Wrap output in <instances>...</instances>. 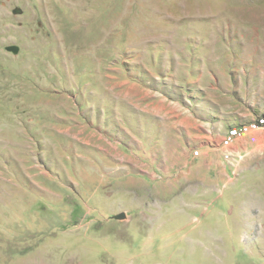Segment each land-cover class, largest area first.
I'll return each instance as SVG.
<instances>
[{
  "label": "rangeland",
  "instance_id": "rangeland-1",
  "mask_svg": "<svg viewBox=\"0 0 264 264\" xmlns=\"http://www.w3.org/2000/svg\"><path fill=\"white\" fill-rule=\"evenodd\" d=\"M260 116L264 0H0V264H264Z\"/></svg>",
  "mask_w": 264,
  "mask_h": 264
},
{
  "label": "built area",
  "instance_id": "built-area-1",
  "mask_svg": "<svg viewBox=\"0 0 264 264\" xmlns=\"http://www.w3.org/2000/svg\"><path fill=\"white\" fill-rule=\"evenodd\" d=\"M255 129L264 130V116H260L249 123L246 122L243 125H238L230 129L223 138V145L228 147L237 139L243 137L244 134Z\"/></svg>",
  "mask_w": 264,
  "mask_h": 264
},
{
  "label": "water",
  "instance_id": "water-1",
  "mask_svg": "<svg viewBox=\"0 0 264 264\" xmlns=\"http://www.w3.org/2000/svg\"><path fill=\"white\" fill-rule=\"evenodd\" d=\"M15 12L16 13H22L23 10L21 8H17V9H15ZM9 49L11 51H15V52L18 51V47L17 46H10ZM126 217H127V214L126 213H121L120 215H118V218L119 219H124Z\"/></svg>",
  "mask_w": 264,
  "mask_h": 264
}]
</instances>
